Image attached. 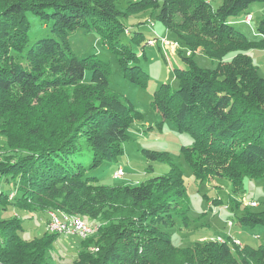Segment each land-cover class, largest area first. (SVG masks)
I'll list each match as a JSON object with an SVG mask.
<instances>
[{
	"label": "trees",
	"instance_id": "trees-1",
	"mask_svg": "<svg viewBox=\"0 0 264 264\" xmlns=\"http://www.w3.org/2000/svg\"><path fill=\"white\" fill-rule=\"evenodd\" d=\"M119 2L0 0V180L14 188L12 197L1 191L0 209L43 212L46 222L49 210L95 221L94 234L79 239L69 264H264V244H173L166 230L174 217L188 224L189 206L182 170L166 151L142 149L169 171L136 185H106L92 175L122 153L140 115L111 87L107 62L95 54L78 58L68 40L76 28L97 34L116 55L123 78L146 89L147 74L121 35L124 20L150 10L181 47L214 59L213 68L202 67L182 54L187 67L173 69L177 87L159 84L152 104L191 135L179 150L194 179L225 178L236 190L245 176L264 178V77L248 53L264 49V17L253 39L230 22L264 0H221L214 9L209 0H129L124 7ZM27 12L53 36L30 43ZM129 39L138 45L147 38L131 29ZM243 210L239 225H264V209ZM21 232L20 216H0V264H45L59 233L44 229L24 238Z\"/></svg>",
	"mask_w": 264,
	"mask_h": 264
},
{
	"label": "rangeland",
	"instance_id": "rangeland-1",
	"mask_svg": "<svg viewBox=\"0 0 264 264\" xmlns=\"http://www.w3.org/2000/svg\"><path fill=\"white\" fill-rule=\"evenodd\" d=\"M127 1L129 0H120L119 6L124 7ZM209 1L213 9L221 2V0ZM248 11L253 16V19H250V26L242 22ZM26 17L30 23L28 31L30 43L42 37L53 36L49 26L36 15L27 12ZM263 17L264 2H254L247 6L243 12L232 17L230 23L248 38L253 39L256 38L253 28ZM124 24L125 34L121 35V41L128 43L138 58L136 63L147 74L148 86L146 89L123 78L116 55L106 47L97 34L83 28H76L68 34L70 50L78 58L95 54L97 58L107 62L111 87L124 98H128L140 115L139 119H136L130 127V137L123 142L122 153L111 162L92 171V175L97 176L99 182L106 185H136L169 171L168 164L147 159L142 153V149L166 151L172 162L182 170L189 206L188 224L184 225L179 218L174 217L175 225L166 230L175 246L191 247L198 242L217 241V239H219L217 241L219 243L229 244L232 242L240 247L249 245L255 248L264 244V225L242 226L237 223V217L244 213V208L254 212L264 209V178L253 179L245 176L241 187L236 190L228 179L221 177H214L202 182L195 180L179 150L182 145L187 146L191 143V135L178 131L172 118H162L160 112L155 110L152 104L153 91L159 84L168 83L172 88L177 87L173 69L187 67L181 57L182 54L192 55L197 64L202 67L213 68L216 61L198 49L196 52L190 53V50L181 47L178 41L171 39L173 36L167 34L165 28L156 19L155 13H151L150 10L130 16L124 20ZM131 29L143 32L146 38L164 35V38L169 39L173 44L170 46L169 43L158 42L159 44L145 45L144 41L137 45L129 39ZM165 34L167 35L165 36ZM262 53L261 55L260 50L252 52L253 63L262 66L260 74H264V58H262L264 49ZM12 54L22 62V57L17 52L14 51ZM85 75L88 78L91 75L90 70L86 69ZM3 142L0 136V145H4ZM1 147L0 160L3 159L2 155L4 154V149ZM86 150L88 149L84 146L83 151ZM149 165L152 170L148 168ZM119 168L122 169V175L120 178H114L113 173ZM1 191L9 193V197H12L14 193L11 182H7L5 178L0 180V193ZM252 202L257 204L251 205ZM0 212V216L3 217L15 214L22 218L21 235L24 238H31L44 232L47 216L40 214L43 212L23 211L15 207H10L7 211L0 209ZM88 223L96 226L95 221L89 220ZM79 239L81 238L76 235L59 234L48 250L45 264H69L80 249Z\"/></svg>",
	"mask_w": 264,
	"mask_h": 264
},
{
	"label": "bare ground",
	"instance_id": "bare-ground-1",
	"mask_svg": "<svg viewBox=\"0 0 264 264\" xmlns=\"http://www.w3.org/2000/svg\"><path fill=\"white\" fill-rule=\"evenodd\" d=\"M247 17H245L244 21L247 23ZM251 18H248V23ZM163 44H167L165 42H161ZM177 44V43H176ZM122 175V169L119 168L116 170L114 173L115 178L120 177ZM252 202L251 205H253ZM256 205V204H254ZM49 219L47 222L51 221L52 224H57V232L56 231H50V232H55L59 234H66V235H76L79 236L80 238H86L90 236L94 231L95 227L91 225L90 223L84 221L81 219L79 216L69 214L66 212H56V211H50L48 213ZM82 224H87V227H82ZM69 227L73 229L72 231H69ZM219 241V239H217ZM237 244H240L238 241Z\"/></svg>",
	"mask_w": 264,
	"mask_h": 264
},
{
	"label": "built area",
	"instance_id": "built-area-1",
	"mask_svg": "<svg viewBox=\"0 0 264 264\" xmlns=\"http://www.w3.org/2000/svg\"><path fill=\"white\" fill-rule=\"evenodd\" d=\"M248 18H253L252 14H248V17H247V24H248ZM157 42H165V43H169L170 46H172V42L169 41V39H166L164 38V35L161 36V35H158L156 37H148L146 40H145V45H154L156 44ZM264 58V56H263ZM254 204H257V203H253ZM57 227L58 225L57 224H52L51 221L49 222H46V230L47 231H56L57 232ZM82 227H87V224H82ZM73 229H71L69 227V231H72Z\"/></svg>",
	"mask_w": 264,
	"mask_h": 264
},
{
	"label": "crops",
	"instance_id": "crops-1",
	"mask_svg": "<svg viewBox=\"0 0 264 264\" xmlns=\"http://www.w3.org/2000/svg\"><path fill=\"white\" fill-rule=\"evenodd\" d=\"M250 12V11H249ZM254 50H260L261 51V55L263 54L262 52H263V49H260V48H253V49H251V50H249L248 51V53H249V55L251 56V58H252V60H253V55H252V52L254 51ZM262 58H263V56H262ZM256 65V64H255ZM257 66V65H256ZM261 67L262 66H257V69H258V72H260L261 71ZM260 74V73H259ZM260 75H264V74H260ZM264 77V76H263Z\"/></svg>",
	"mask_w": 264,
	"mask_h": 264
}]
</instances>
